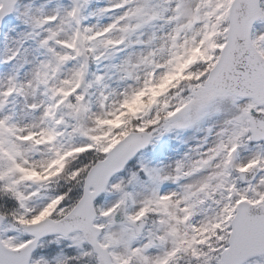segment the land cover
Listing matches in <instances>:
<instances>
[{
    "label": "snow or ice",
    "instance_id": "1",
    "mask_svg": "<svg viewBox=\"0 0 264 264\" xmlns=\"http://www.w3.org/2000/svg\"><path fill=\"white\" fill-rule=\"evenodd\" d=\"M0 264H264V0H0Z\"/></svg>",
    "mask_w": 264,
    "mask_h": 264
}]
</instances>
